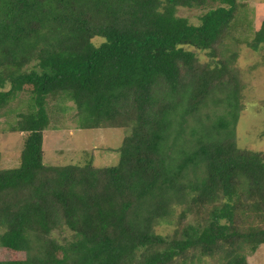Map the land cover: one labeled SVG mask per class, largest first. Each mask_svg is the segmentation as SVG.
I'll use <instances>...</instances> for the list:
<instances>
[{
	"label": "trees",
	"instance_id": "obj_1",
	"mask_svg": "<svg viewBox=\"0 0 264 264\" xmlns=\"http://www.w3.org/2000/svg\"><path fill=\"white\" fill-rule=\"evenodd\" d=\"M179 7L206 10L195 25ZM238 7L0 0V112L26 96L19 165L0 170V264H247L264 244V152L235 134L240 86L223 53ZM263 46L264 22L250 43ZM59 99L81 128L131 127L116 166L44 163ZM209 103L224 109L203 118ZM174 216L171 234L155 230Z\"/></svg>",
	"mask_w": 264,
	"mask_h": 264
},
{
	"label": "rangeland",
	"instance_id": "obj_2",
	"mask_svg": "<svg viewBox=\"0 0 264 264\" xmlns=\"http://www.w3.org/2000/svg\"><path fill=\"white\" fill-rule=\"evenodd\" d=\"M237 15L229 37L225 40L223 59H232L230 67L237 74L240 86L241 110L235 128L237 143L241 148L264 152V46L259 50L250 47L255 32L264 22V0H238ZM205 9L179 7L177 14L192 24H199ZM202 63L211 62L207 52L196 51ZM20 97L6 110L0 112V170L19 165L24 133L13 131L17 112L22 111ZM68 106L66 109L65 107ZM213 105L203 108L202 117L212 113ZM15 109V110H14ZM217 112L222 105L214 108ZM50 127L44 132V163L64 166L84 164L89 161L97 168L116 166L119 148L131 127L81 128L75 104L69 99L51 101L49 104ZM213 115V114H212ZM192 121L187 124L190 135ZM179 208L177 209V213ZM176 213V214H177ZM174 216L170 223L161 222L155 230L163 235L174 229ZM2 230H0V233ZM8 253L0 249V259ZM197 264H222L218 258L207 257ZM247 264H264V244L247 255Z\"/></svg>",
	"mask_w": 264,
	"mask_h": 264
}]
</instances>
